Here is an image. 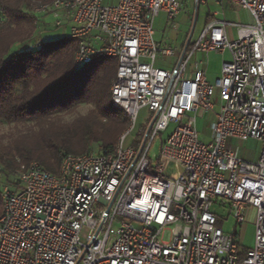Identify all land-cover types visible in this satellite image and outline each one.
Wrapping results in <instances>:
<instances>
[{
    "label": "built area",
    "instance_id": "1",
    "mask_svg": "<svg viewBox=\"0 0 264 264\" xmlns=\"http://www.w3.org/2000/svg\"><path fill=\"white\" fill-rule=\"evenodd\" d=\"M182 1L54 0L33 7L36 17L53 16L54 28H68L77 66L116 60L110 102L129 127L112 152L64 155L57 174L36 163L18 174L15 188L2 191L0 264H264V0H195L227 1L252 22L212 21L176 66L156 68L158 55L175 52L158 49L154 18L164 13L173 22ZM232 26L237 37L228 40L225 28ZM224 51L230 60L213 85L197 64L186 76L195 52ZM215 89L221 105L203 143L196 118L213 110ZM143 109L152 114L143 142L125 146ZM170 123L176 127L151 168L149 151ZM248 140L261 145L253 161L231 148ZM213 204L227 205L236 227L253 217L250 249L242 252L238 236L222 231Z\"/></svg>",
    "mask_w": 264,
    "mask_h": 264
},
{
    "label": "trees",
    "instance_id": "2",
    "mask_svg": "<svg viewBox=\"0 0 264 264\" xmlns=\"http://www.w3.org/2000/svg\"><path fill=\"white\" fill-rule=\"evenodd\" d=\"M53 1L0 0V175L5 181L33 163L57 174L64 155L90 153L92 146L112 152L129 127V119L110 102L116 60L79 67L76 43L68 36L38 37L34 43L39 21L33 7ZM79 106L90 109L81 115Z\"/></svg>",
    "mask_w": 264,
    "mask_h": 264
},
{
    "label": "rangeland",
    "instance_id": "3",
    "mask_svg": "<svg viewBox=\"0 0 264 264\" xmlns=\"http://www.w3.org/2000/svg\"><path fill=\"white\" fill-rule=\"evenodd\" d=\"M116 0H103V5L114 4ZM212 2L207 1L205 4H195V0H183L181 4V9L173 22H169L166 19L164 13L158 14L153 21V40L157 45L158 49H171L176 52V56L162 58L158 55L155 61V67L160 69H171L176 66V58L181 56V46L184 42L188 41V44L194 45L200 38L201 34L205 29V18L209 11V8L212 6ZM212 10H210L211 12ZM39 32L37 37L34 39V43L39 40H55L60 37L68 36V28H54L53 25L56 19L53 16L47 17H38ZM32 45V44H30ZM190 48V47H189ZM187 54L185 55V57ZM184 57V58H185ZM191 66V61L188 62V68ZM89 106H79L76 110L78 114L85 115ZM216 110L199 114L196 118V130L199 134V139L203 143L209 142V129L210 125L214 121V113ZM152 121V114L146 109L140 110L136 119L135 126L126 138L125 146L134 145L135 142H139L140 145L143 142L147 129L149 128ZM176 127L175 123H170L167 129L163 132H160L149 151L148 158L151 162V168L157 164V158L159 155L160 148L166 139L173 132ZM144 131V132H143ZM260 143L254 140H248L243 143L234 142L231 145L233 151L238 150L240 157L246 160H256L260 152ZM97 149L95 146L91 147L93 153ZM17 177H11L7 181L3 179L0 175V184H1V200H2V191L4 189L15 188L17 184ZM211 213L216 216L219 227L222 228V231L227 234H236L237 241L239 242L240 250L245 252L247 249H250L253 246L254 242V231L255 227L253 224V217H249L248 220L241 226L236 227L232 214L228 209L227 205L220 206L219 204H213L211 207ZM85 232L82 233V238L84 237ZM165 239L168 238V232L165 233Z\"/></svg>",
    "mask_w": 264,
    "mask_h": 264
},
{
    "label": "crops",
    "instance_id": "4",
    "mask_svg": "<svg viewBox=\"0 0 264 264\" xmlns=\"http://www.w3.org/2000/svg\"><path fill=\"white\" fill-rule=\"evenodd\" d=\"M211 7L205 18V27L208 23L212 21H224L225 23L231 25H243L249 24L252 22L251 17L249 16L248 12L239 9L227 1H222L221 3H211ZM210 10H212L210 12ZM225 36L228 40H235L236 39V28L235 27H226L225 28ZM188 44L184 42L181 46V56L176 58V65L179 60L182 58V50ZM175 52V51H174ZM176 56V52L174 53L173 58ZM230 60L229 53L224 51L223 53L217 52H209V53H202V52H195L189 61H191V66L188 68V63L186 66V76L189 78L195 72L197 64V69L201 70L204 73L205 81L209 85H213L215 80L219 77L221 65L224 62H228ZM188 61V62H189ZM169 70V69H165ZM213 103V112L214 110V120L215 116L219 111V107L221 105L220 94L218 90H214V94L212 97ZM214 122V121H213ZM240 156V155H239ZM242 158V157H241Z\"/></svg>",
    "mask_w": 264,
    "mask_h": 264
},
{
    "label": "snow or ice",
    "instance_id": "5",
    "mask_svg": "<svg viewBox=\"0 0 264 264\" xmlns=\"http://www.w3.org/2000/svg\"><path fill=\"white\" fill-rule=\"evenodd\" d=\"M172 114H173V115H175L176 113H175V112H173ZM113 183H115V181H113Z\"/></svg>",
    "mask_w": 264,
    "mask_h": 264
}]
</instances>
